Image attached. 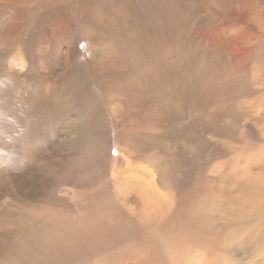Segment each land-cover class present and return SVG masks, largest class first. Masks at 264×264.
I'll return each instance as SVG.
<instances>
[{
    "label": "bare ground",
    "instance_id": "bare-ground-1",
    "mask_svg": "<svg viewBox=\"0 0 264 264\" xmlns=\"http://www.w3.org/2000/svg\"><path fill=\"white\" fill-rule=\"evenodd\" d=\"M67 1L0 0L1 8L10 7L9 2L17 3L18 8L28 6L26 31L16 11L10 17L16 22L5 29L0 28V31L17 37L32 29L37 37V41L35 37L31 40L33 48L35 52L42 53L41 58L34 55V52L29 54L27 51L25 58H22L26 45L19 44L17 48L23 52H19L16 60L8 64L7 72L0 79V133L6 135V132L11 131L15 136L14 153L17 154V150L20 153L15 158V170L11 173L13 187L10 193H7L13 198L12 208L9 211L0 208V264H91V258L103 253L100 249L103 244L99 238L106 240L105 237H113L122 228L142 234L140 250L129 256L125 252L123 257L114 253L111 257L104 258L103 262L241 264L235 254L239 253L237 251H246L253 252V258L262 259L258 264H264V145H249L260 147L253 149H245L246 145L237 147L233 156L212 168H208L205 163L207 159L203 160L200 156L197 177L189 183L179 185L174 182L175 176L179 177V173L184 175L185 172L178 170L176 165L184 157L191 160L194 153L189 139H183L181 145L170 143L166 151L162 152L160 147L164 132H159L161 124L148 116H137V113L147 115L158 111V102L153 97L161 99L157 94L160 90L163 91V85H160L161 76L168 80L174 75L172 82H164L172 91L177 86L189 90V87L192 88V82L195 83L193 80L197 83L198 79L199 86L205 88L207 85L208 75H200L195 69H191L192 55L185 52L176 53V40L173 38L178 33L175 24L179 22L176 0H167V5L161 6L167 16L166 25L172 28V31L167 28L172 32V39L167 45L164 42L160 50L154 51L159 49L162 43L155 45L153 39L147 37L139 39L133 32L132 35L136 39L130 36L131 34L126 37L129 40L126 41V46L134 51L133 55L123 53L120 47L113 49L111 44H106L110 46L107 49L102 43L103 49L105 47L104 50L109 55H100L97 58L98 69L102 73L105 70L124 73L122 81L117 83L120 86L115 87L110 83L111 96L108 99L104 96L108 102L107 110L102 105L98 106L94 100L89 104L90 99L82 95L77 96L76 90L72 92V97H67L64 101L78 107L89 104V116L84 117L83 126L87 141L82 149L83 161L88 164V178L97 180L99 169L102 170L103 167H99L98 156L109 148L112 141L109 139L110 131H113V144L118 159L111 177L103 176L98 188L77 178L76 168L79 164L75 161L74 154L75 145L80 139L77 133H74L76 124H71L75 120L67 125L62 137L63 144L54 150L56 163H51L54 159L52 154L35 159V155L26 150L29 144H34L33 141H42V134L36 129L39 123L32 122L28 116L30 110H34V105L27 106L24 112L20 110V113L13 114L12 118L8 114L10 109L17 108L20 102L18 90L23 85L26 86L25 79L29 82L28 87L37 91L34 104H43L49 98L48 103L41 105L47 111H43L41 119L39 118L41 122H48L52 119V113L55 120L61 115L58 108L59 98L50 94L57 89L59 81L75 74L69 52L73 42L71 36L75 30L66 26L64 34L63 19L57 18L54 29L50 30L53 34H50L45 42L49 48L47 49L41 45V38L38 39L39 25L32 26L29 22L50 14L51 10L42 11V5L44 8L52 7L57 10L56 15L62 16V6L68 4ZM94 1L102 5L96 4L98 8L93 11L94 18L103 20V15L115 16V10L106 12L102 9L105 5L109 6L108 0ZM92 5L95 6V3ZM18 22L21 24L18 25ZM112 22L115 24L113 18ZM253 26L255 27L254 24ZM61 44L66 48L64 57L60 54ZM49 51L51 53L48 54ZM103 51L100 49L97 54L104 53ZM37 64H44V69L40 68L34 79L33 69ZM26 70L29 72L26 73ZM156 82L160 84L155 85ZM155 88L159 90L157 93ZM124 94L127 98L120 99ZM160 94L164 95V91ZM76 112H72L71 117L82 118V115ZM244 113L250 115L251 110L247 109ZM103 123L110 128L109 131L106 128L108 134L105 137L98 133ZM262 131L264 132V124ZM202 137L206 140L203 135ZM58 162L68 165L64 168L66 171L61 174L55 168ZM25 166H28V170H24ZM55 174L60 175L56 178L57 182L54 181ZM109 188L112 192L109 191V200H106L99 193H105ZM2 189L1 186L0 193ZM87 257H90L88 263L84 262Z\"/></svg>",
    "mask_w": 264,
    "mask_h": 264
},
{
    "label": "rangeland",
    "instance_id": "rangeland-1",
    "mask_svg": "<svg viewBox=\"0 0 264 264\" xmlns=\"http://www.w3.org/2000/svg\"><path fill=\"white\" fill-rule=\"evenodd\" d=\"M9 3L11 4L10 7H0V28L5 29L10 24L16 22L10 18L15 14L14 11H16L20 19H22V26L26 31L27 25L25 24V19L28 13V6L23 5L18 8L17 3ZM67 3L62 6V16L56 15L57 10L52 9V7L44 8V5H42V11L45 9L51 10L50 14L39 16L41 20L37 17L29 22L32 23V26L35 24L39 25L40 35L38 39L41 38L40 43L45 48H47L46 39L50 34H53L50 30L54 29L53 25L57 22V18L63 19L64 34L66 26H71L75 30L71 36L73 42H71V50H69L74 63L75 74L70 78L67 77L59 81L56 86L57 89H54V92L50 94V96L54 97L57 95L59 98L58 108L61 110V115L55 120L52 113L50 116L53 121L50 119L49 123L39 120L40 115L44 113L43 111L45 113L47 111L41 105L48 103L49 98L43 104L41 102H35L34 104L37 91L28 87L29 82L27 79H25L26 86L23 85L18 90V101L20 102L17 108H11L8 114L12 118L13 114L20 113V110L24 112L27 106L31 107L34 105L32 107L34 110H30L28 116L32 122L36 121L39 123L36 129L40 131V135L42 134V141H31L34 144H29L26 150L33 153L35 159L52 154L51 156L54 159L51 160V163L53 161L56 163L57 158L54 156V150L63 144L62 140L64 138L62 137L67 125H70L69 123L75 120L71 124H76L77 128L74 130V133H77L80 139L75 145L76 150L74 154L75 161L79 164L76 168V176L84 183L98 188L101 180H103V176L104 178L111 177L110 174L116 167L118 155L116 154L115 144H113V131H110L109 139L110 141L112 140L111 144L109 148L98 156L99 167L103 165L102 170L99 169L97 180L87 177L88 164L83 161L84 156L82 155L84 153L82 149L87 141L83 127L84 117L89 116L87 109L93 100L96 101L98 106L102 105L106 110L108 109V102L104 96L107 99L111 96L109 94L111 92L110 83H113L115 87L120 86L117 83L122 81L121 79L124 74L122 71L117 73L115 72L116 70H114V73L111 70H105L102 73L98 69L97 58L100 55H109L104 50L105 47L103 49L102 43L105 46L106 44H111L113 49L120 47L123 53L133 55L132 52L134 51L126 46V41H129L126 37L129 34L133 36V32L139 39L147 37L153 39L155 45L162 43L159 49L154 50L158 51L163 47L164 42L167 45L169 40L172 39V32L167 30L169 28L172 31V28L166 25L168 21L167 16L161 10V6L167 5V0H108L109 6L105 5L102 9L106 12L115 10V16L113 14L103 15V18H105L103 20L99 17L94 18L93 11L98 8L96 4L101 5L97 1L68 0ZM91 3H95V6ZM176 3L178 5L177 10L179 11V22L175 24L179 34L175 32L176 37H173L176 40V53L182 54L185 52L192 55L191 69H195L200 75L204 73L208 75L207 85L205 88L199 86L198 79L197 83L193 80L195 83L192 82V88L189 87V90L185 87L177 86L172 91L168 85H164V82H172L175 79L174 75L168 80H165L161 76L160 82L162 84L156 82L155 85H163L164 95L160 94L163 91L160 90V92L155 88L157 89L156 93L159 91L157 94L161 96V99L153 97L158 102V111L150 112L147 115L137 113V116H148L161 124L159 132L161 134L164 132L161 141L163 143L160 147L162 152L166 151L167 146L171 145L170 143L181 145L183 139H189L188 142L192 150L194 149V153L191 156V160H187L184 157L179 161L176 167L180 171L183 170L185 174L179 173L180 178L176 175L174 179V182L183 185L197 177L200 167V156H202L203 160L207 159L206 165L208 168H212L219 162L233 156L237 147L246 145L245 149H253L260 147L249 145H264V132L262 131L264 124V0H176ZM39 7H41V4H39ZM259 15L260 19L258 18ZM112 18L115 24H113ZM20 24L21 22H18V25ZM172 25L174 26V23ZM259 26H261V29H259ZM31 31L33 30L31 29L26 34L23 33L17 37L6 33V31H0V79L7 72L8 64L16 60L19 52H23V50L21 51L17 48L19 44L24 43L26 45V52L21 56L22 58H25L27 51L29 54L34 52V55L42 58L41 51L35 52L33 48V41L31 40L35 37V31ZM35 38L37 41V37ZM64 47L62 44L60 45V54H63V57L66 52V48ZM106 48L109 49L110 46H106ZM100 49L104 50V53L100 52L97 54ZM40 68L44 69V64L34 66V79L36 72ZM25 72L28 73L29 71L26 70ZM57 75L58 73L55 76ZM78 88L79 90H77ZM75 90L77 91V96L82 95L90 99L87 106L81 105L78 107L69 103V101L64 102L67 97H72V92ZM124 96L125 94L120 99L125 100L127 96ZM247 109L251 110L250 115H245L244 112ZM68 111L71 112L68 113ZM74 111L81 114L82 118H76V120L75 117H71L70 114ZM34 112H38L39 114ZM205 121L206 123L204 124ZM106 128L108 129L107 124L103 123L98 129L100 136H107L110 128L108 131ZM202 135L206 140L203 139ZM14 142L15 136L11 131L6 132V135L5 133H0V170L2 171H0V187H3L2 193H0V208H5L8 211L11 210L13 204L11 194H7L10 193L13 187L10 179L11 173L15 170L17 161L15 158L20 154L18 153L19 150L16 151L17 154L14 153ZM102 155L103 157H101ZM57 165L60 166L57 167ZM67 166V164L62 162L61 164L60 162L55 164V168L59 174L62 171L65 172ZM24 170H28V166H25ZM59 174H55V182L58 181L56 178L60 176ZM39 176L44 178L40 174ZM109 191L112 192L111 188L105 190V193L100 191L99 195L109 200ZM134 232L122 228L117 235L114 234L113 237H108L109 239L105 237L106 240L108 239L107 241L99 238L103 244V247L100 248L103 253L91 258V264L94 262L96 264H109L110 262H103V260L104 258L111 257L114 253H117L121 257L126 253L128 256L137 253L141 248L140 240L142 234ZM237 252L239 253L235 254V258L239 259L238 261L241 264L260 263L262 261L259 257L253 258L255 256L253 252ZM250 253L253 256L249 255ZM240 256L242 257L238 258ZM89 261L90 257L84 260L87 263ZM119 264L130 263L120 261Z\"/></svg>",
    "mask_w": 264,
    "mask_h": 264
}]
</instances>
